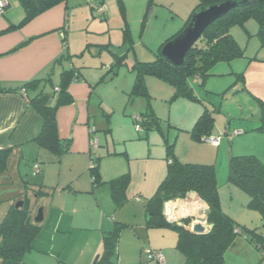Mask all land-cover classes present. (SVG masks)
<instances>
[{"label": "crops", "instance_id": "0c3cea01", "mask_svg": "<svg viewBox=\"0 0 264 264\" xmlns=\"http://www.w3.org/2000/svg\"><path fill=\"white\" fill-rule=\"evenodd\" d=\"M8 1L6 14L0 18V89L11 91H0V150H10V156L7 171L1 177H8L4 179L7 185H11L14 179L20 181L30 200L32 221L34 222L41 208L44 220L39 224L40 230L33 241V248L22 260L5 263L0 260V264H95L104 251V238L119 225H125V228L120 233L117 243V264H152V261L144 256L146 249L162 253L164 264L166 262L172 264L174 259L182 264L184 257H177L172 251L176 249V232L166 228H148L146 225L145 206L158 188L153 190L155 183L158 180L161 182L164 178L162 172L156 174L149 188H137L133 189L134 192L132 190L129 192L133 176L132 160L137 156L134 148L126 144L129 136L126 134L125 143L119 150H111L108 142L106 149L98 146L94 152L90 150L92 139H97L94 136L97 131L94 129L98 117L97 108L99 112V106L102 105L95 93L98 85L102 84L107 76L103 82L100 80L93 85L94 81L89 82L80 70L81 79L69 85L72 102L61 106L57 111L59 137L61 140L71 141L70 148L65 154L58 156L37 143L43 119L30 106L29 97L44 93L54 102L61 84L63 69L76 68L65 63L68 60H63L62 64H55L58 58L66 55L64 37L68 43V54L71 55L72 52L69 49V42L72 46L73 26L67 18L70 0L42 13L18 29L13 25H17L23 19L24 9L20 0ZM91 2L89 0V3ZM92 9L96 10L95 6H92ZM245 30L248 35L247 49L253 42L254 47L258 49L257 53L264 51L257 41L258 24L255 28L245 27ZM62 33L65 34L64 37ZM232 36L234 37L233 34ZM245 56L246 58L241 60L247 59L250 62L244 70L237 65L243 61L222 62L215 66V68L221 66V70L213 72L211 78L235 76L233 84H236L233 90H230L232 84L222 95L225 96L230 91L233 93L243 91L249 93L261 107L260 101L264 102V76L261 72L264 64L258 65L257 61L254 62L252 59H256V56H250L251 58L246 54ZM61 65L65 66L60 67ZM239 73H244V83L237 82ZM211 78L209 77L205 84L210 80L213 82L211 85L217 83ZM33 80L38 82L24 87ZM129 81L133 88L135 78L134 81L132 79ZM130 86L129 83L125 84L122 92L132 90ZM212 92L217 93L216 96L221 93L219 89ZM109 107H112L111 104ZM125 122L131 129V120L126 118ZM260 126H252L251 131L252 136L258 137L257 143L261 146V151L253 138L242 139L235 147L243 152L237 154L230 150L229 159L231 155L241 153L254 154L261 160L264 159V129L257 130ZM237 136L241 135L235 137ZM99 141L101 145V140ZM213 147L217 149L219 156L221 143ZM147 155H150L148 151ZM92 157L99 159L98 173L102 184L93 180L90 166ZM106 158L111 160L110 163L105 161ZM35 165L40 166L38 174H34ZM126 174L131 179L126 192L128 201L118 208L107 183ZM216 176L219 187L225 184L229 186L223 171L217 170ZM31 191L30 198L28 193ZM14 192L15 190L6 191L4 197L11 201L10 197ZM219 193L224 208L220 188ZM20 201H24V198L18 200ZM8 205L5 210L8 209ZM205 209H208L207 205L195 193H191L185 199L167 203L164 214L173 220L171 223L192 218V229L197 224L196 218L207 219V215L203 214ZM205 227L207 230L210 229L208 222ZM258 252L252 244L242 239L226 252L225 264H261L263 261Z\"/></svg>", "mask_w": 264, "mask_h": 264}, {"label": "rangeland", "instance_id": "374dc122", "mask_svg": "<svg viewBox=\"0 0 264 264\" xmlns=\"http://www.w3.org/2000/svg\"><path fill=\"white\" fill-rule=\"evenodd\" d=\"M101 5L105 8L103 15H100L98 10L92 9V6L96 8ZM197 5L198 0H92L91 3L89 0H70L67 18L73 26L71 36L73 44L71 46L69 42V49L72 51L69 53L72 56L65 63L79 68L85 78L89 82L94 81L92 84L95 85L115 65L116 56L124 57V64L119 67L117 76L108 75L105 81L98 85L95 95L99 96L103 107L99 106V112L97 108L98 117L94 128L97 131L94 136L101 140V145L99 143L98 146L106 149V142H108L111 150H119L120 146L125 143L126 134L129 136L130 139L126 144L134 148L137 154L132 160L133 176L129 192L137 188H149L160 171L162 176H165L168 145H172L174 155L182 163L214 165L216 171L224 172L226 180L230 150L237 154L243 152L239 151L241 149L237 146L235 147L236 143L238 144L242 139L253 138L261 151V146L257 143L258 137L252 136L251 131L252 126L261 125L262 108L259 102L243 91L239 93L230 91L225 96L222 95L234 83L235 76H218V79L211 78V76L210 78L217 82L212 84L213 86L210 84L213 83L211 80L208 84L204 82L202 85L203 81L200 78H190L188 84L201 102L183 97L174 99L173 87L152 76L146 78L149 98L137 97L131 100L128 96L131 89L125 93L122 92L125 84L131 85L128 80L134 81L135 74L132 72V66L137 61H154L159 47L185 26ZM250 26L255 28L257 22L253 19L248 20L245 27ZM231 31L245 54L248 57L256 56L257 58L253 61H257L258 65L264 64V51L257 53L258 49L254 47L253 42L247 49L248 35L245 28L236 25ZM257 41L260 43L259 39ZM259 45L261 46V43ZM235 61H243L237 64L243 67L242 70L245 66L248 67L247 63L250 62L247 59H236ZM62 66L65 65L60 67ZM219 70L221 66L214 67L211 73L219 72ZM261 72L264 76V69ZM215 89L221 92L219 96L212 92ZM109 104L112 107L108 108ZM205 108L215 112L212 136L220 138L221 153L219 156L217 149L210 142H197L191 137L190 131ZM147 111L159 119L160 126L158 129L145 133L143 129H137L134 120L136 116ZM126 118L131 120V129L126 126ZM238 129L242 131L241 136L230 140L225 136V134L236 133ZM147 151L150 155H147ZM105 161L111 160L106 158ZM29 166L30 164L27 165ZM5 178L0 175V223L13 204L12 202L16 205L19 199L27 198L25 187L23 188L18 179H14L11 185H7ZM159 183L158 180L153 190H156ZM219 188L223 196L224 212L230 216L231 214L236 216L231 217L241 226L251 230L257 229L258 232L264 234L259 212L247 207L248 196L241 190L226 184ZM12 190L15 192L10 197V201L4 196L6 191ZM28 194L31 198L32 191ZM6 205L9 206L7 210H5ZM242 239L255 247L243 236H238L236 243ZM172 251L177 257H184L175 248ZM259 255L262 260L261 252ZM144 256L150 261L146 253ZM151 261L152 264H158L155 260ZM262 261L261 264H264V260ZM172 264H179V262L174 259Z\"/></svg>", "mask_w": 264, "mask_h": 264}, {"label": "trees", "instance_id": "16d2710c", "mask_svg": "<svg viewBox=\"0 0 264 264\" xmlns=\"http://www.w3.org/2000/svg\"><path fill=\"white\" fill-rule=\"evenodd\" d=\"M67 0H20L24 9V17L14 28H20L42 13L66 2ZM231 0H198V5L187 20L185 26L163 43L156 52V58L151 62L137 61L132 66L135 82L129 94L131 100L137 97L149 98L146 78L152 76L169 84L174 89L173 98H187L200 101L194 95L188 84L190 78H200L203 83L212 76L211 70L219 63H230L236 59L246 58L245 51L240 47L231 34V29L240 25L245 28L248 20L253 19L258 24L257 37L261 47L264 48V0H241L244 5L230 11L226 16L213 23L202 35L198 43L188 52L184 63L175 66L162 54L166 43L177 37L189 24L193 14L203 7L218 5ZM66 55H62L55 64H62L63 60L71 59L68 54V43L63 39ZM251 60V59H250ZM253 60V59H252ZM251 60V61H252ZM124 64V57L116 56L107 75H117L118 69ZM81 79L79 68L63 69L61 84L56 100L51 101L44 93L29 97L30 106L42 117L43 127L36 139L40 147L53 151L60 156L65 154L71 141L61 140L58 134L57 111L61 106L72 102L69 85ZM244 80V73L237 74V82ZM38 81L33 80L25 84L28 87ZM236 84V83H235ZM233 84L230 90H233ZM1 92H10L11 89H0ZM201 102V101H200ZM262 108L261 126L264 129V102L260 101ZM214 111L205 108L193 128L191 137L194 141L202 142L212 137L215 126ZM145 132L158 129L159 119L147 111L135 117ZM229 135V134H225ZM10 150H0V175L7 171ZM167 170L155 193L146 203L147 227L153 229H171L177 234L176 249L181 252L185 261L182 264H225L226 252L236 243L238 236H243L255 245L261 252L262 260L264 247V234L251 230L238 224L230 215L224 212L221 204L219 185L214 165L182 163L173 152L172 145L167 146ZM91 167L93 180L101 183L99 178V159H95ZM130 182L129 175L114 179L109 184L112 197L118 208L127 203V188ZM227 184L233 186L248 196L247 207L259 212L261 224L264 229V161L254 154L231 155L228 163ZM195 193L204 202L209 210L207 222L212 228L206 233L197 234L191 229L192 218H185L179 222L171 223L164 214L165 205L169 202L185 199L189 194ZM24 204L16 208L11 205L0 223V260L21 261L24 255L33 248V241L37 236L40 225L32 221L30 200L25 198ZM125 225H119L104 238V251L95 264H117L116 250L120 233Z\"/></svg>", "mask_w": 264, "mask_h": 264}, {"label": "water", "instance_id": "95a60500", "mask_svg": "<svg viewBox=\"0 0 264 264\" xmlns=\"http://www.w3.org/2000/svg\"><path fill=\"white\" fill-rule=\"evenodd\" d=\"M244 5L241 0H231L218 5L203 7L196 11L187 27L173 40L166 43L162 49L163 56L175 66H181L184 63L188 52L198 43L203 33L217 20L226 16L233 9ZM23 201L18 202L16 208L22 207ZM209 210L205 209L203 214H208ZM197 224L192 227V231L197 234L206 233L205 227L207 219L196 218ZM44 220L43 208L38 212L34 219L35 224H40ZM212 228V225H211Z\"/></svg>", "mask_w": 264, "mask_h": 264}, {"label": "built area", "instance_id": "2783aa9c", "mask_svg": "<svg viewBox=\"0 0 264 264\" xmlns=\"http://www.w3.org/2000/svg\"><path fill=\"white\" fill-rule=\"evenodd\" d=\"M92 1V0H90ZM9 7V1L8 0H0V18L4 17L6 14V11ZM96 10H98L100 15H103L105 13V9L103 8V6H98L96 7ZM98 13L96 12V15H98ZM62 36L64 37L65 34L62 33ZM136 127L138 130H142V127L136 123ZM236 135H242V131H237L236 133H231L229 135H225L226 137H228V139H232L234 138ZM207 142H210L213 146H219L220 145V138H214L211 137L210 139L206 140ZM99 145V141L97 139H92L91 144H90V150L92 152H94ZM94 157H92L91 160V167H93L95 165V161H94ZM40 172V166L39 165H35L34 166V174H38ZM169 222H172L173 220L170 219L169 217L167 218ZM211 228V227H210ZM145 253L149 256L150 260H155L157 263L159 264H164V256L162 253L158 252V251H154L151 249H146ZM263 257H264V247H263Z\"/></svg>", "mask_w": 264, "mask_h": 264}, {"label": "clouds", "instance_id": "9594fccd", "mask_svg": "<svg viewBox=\"0 0 264 264\" xmlns=\"http://www.w3.org/2000/svg\"><path fill=\"white\" fill-rule=\"evenodd\" d=\"M211 227V226H210Z\"/></svg>", "mask_w": 264, "mask_h": 264}]
</instances>
